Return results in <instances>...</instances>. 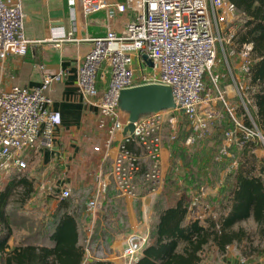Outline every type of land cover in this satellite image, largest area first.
I'll list each match as a JSON object with an SVG mask.
<instances>
[{
	"label": "built area",
	"instance_id": "2783aa9c",
	"mask_svg": "<svg viewBox=\"0 0 264 264\" xmlns=\"http://www.w3.org/2000/svg\"><path fill=\"white\" fill-rule=\"evenodd\" d=\"M71 15L78 8L84 14L103 9L116 11L131 9L133 18L116 31L107 29L102 36L86 40L91 48L78 68V88L87 105L99 112L97 126L108 135L109 146L121 134L127 116L117 108L118 92L142 84H164L172 88L175 109L149 114L134 122L133 132L122 134L109 170L95 176L96 190L85 202V213L93 220L100 209L102 195L109 189L130 198L136 197L139 181L151 189L160 186L163 173L161 150L167 125V112H180L188 117L191 134L188 144L204 137L212 123L228 122L213 161L230 160L226 173L238 166L232 148H243L246 142L256 141L264 156V134L255 125L246 96L249 69L252 63V43L238 44L235 40L238 11L229 0H66ZM73 20L75 19L72 16ZM67 40H76L69 33ZM85 39V38H83ZM31 42L24 33L21 0H0V64L8 55L23 56ZM224 45L227 47L224 48ZM221 52L228 76L239 97L238 108L221 90L219 84L227 73H212V67ZM232 58L238 59L237 68L245 78V86L238 85L233 74ZM150 62V64H149ZM208 74V77L207 76ZM63 72L44 74L41 85L25 88L13 85L0 91V170L24 169L21 155L39 148L51 149L54 133L60 124L59 113L51 108L52 100L45 90L60 81ZM208 83H207V80ZM245 117L250 124L245 122ZM174 120H176L174 118ZM168 139L176 136L174 124ZM134 143L135 149L128 145ZM236 157V158H235ZM53 193L47 184L40 185ZM55 192L58 200L69 198L68 188ZM203 192H201L202 194ZM195 198V197H194ZM193 198V200H194ZM196 198L188 206L195 209ZM148 242L147 234L129 233L125 238L122 257L130 264ZM106 245L92 249L85 246L87 258L106 260Z\"/></svg>",
	"mask_w": 264,
	"mask_h": 264
},
{
	"label": "crops",
	"instance_id": "0c3cea01",
	"mask_svg": "<svg viewBox=\"0 0 264 264\" xmlns=\"http://www.w3.org/2000/svg\"><path fill=\"white\" fill-rule=\"evenodd\" d=\"M21 5L24 33L31 42L23 56L8 55L0 64V91L7 90L13 85L35 88L41 85L44 74H56L62 71L64 75L61 80L53 82L45 90L46 95L52 100L51 108L59 113L61 121L55 129L54 144L51 149L39 148L35 151H26L20 156L26 164L24 169L13 168L6 173L0 170V173L8 175L7 184L13 178H24L28 182L24 201L17 202L18 199L15 197L17 201L13 202L16 206L15 211L17 210L15 214L25 219L20 237L15 238L13 235L10 217L8 227L0 224V264H3V252L13 246L52 245L55 222L59 221L58 218L65 211L75 217L78 242L83 248L89 246L95 249L103 243L106 245V260L111 264H127L126 259L122 257L125 238L129 233L144 235L148 234V231L151 237L157 222L153 205L161 186L151 189L149 184L139 181L136 197L130 198L117 194L109 184V189L102 195L95 220H91L86 215L85 204L81 205L78 198H67L66 203L62 204L54 193L59 191L61 186L70 187L72 192L90 188L94 193L96 174L99 172L105 174L117 154V146L123 133L121 131V134H117L107 146V132L97 126L98 110L87 105L79 91L78 68L92 45L86 38L102 36L109 28L117 32L122 30L133 18L134 12L131 9L116 11L115 8H107L84 14L77 8L71 15L66 0H21ZM69 33L76 38L75 41L66 39ZM221 66L223 72L227 71L224 58ZM234 74L243 91L245 86L242 83H245V78L238 79L236 73ZM248 83L249 77L247 85ZM232 85L233 80L230 77L222 82L229 101L232 104L234 101L233 105H238L239 97L236 96ZM249 101L248 107L255 111L251 99ZM168 134L164 130L161 150L163 176L169 167L168 145L164 146L166 141H170ZM128 147L135 149L134 143H130ZM232 150L234 151L235 148ZM254 153L257 158L263 155L260 147L255 148ZM229 163L228 159L219 162L220 165L222 164L219 171L222 175L218 181L219 185L232 184L230 174L236 169L226 173ZM41 184H47L50 187L49 191L52 189L53 193L48 192L46 188L41 190ZM23 189L24 187L18 186L16 192H21ZM226 196L229 197L228 190L224 192L222 199ZM116 210L117 214L119 211L121 214L113 219L110 214ZM1 246L4 248L3 252ZM140 254L141 251L137 257ZM91 259L93 258H87L85 254V262ZM132 263L133 261L130 264Z\"/></svg>",
	"mask_w": 264,
	"mask_h": 264
},
{
	"label": "trees",
	"instance_id": "16d2710c",
	"mask_svg": "<svg viewBox=\"0 0 264 264\" xmlns=\"http://www.w3.org/2000/svg\"><path fill=\"white\" fill-rule=\"evenodd\" d=\"M229 1L235 5L239 13L235 22L237 28L235 40L239 45L252 43V63L245 92L255 106V111L249 107L252 119L259 130H264V0ZM182 115L188 119L185 114ZM245 122L250 124L247 117ZM227 125V121L221 124L216 122L219 129L216 132L217 144L222 137V129ZM190 129L189 126L186 130L188 136L191 134ZM178 135L176 132L174 142L177 141ZM258 147L259 143L256 141L244 144L240 163L230 174L232 184L226 189L229 197L221 199L224 202L219 213H207L202 218L197 214L189 217L188 200L183 192L172 204L158 207L157 222L151 237L149 236L147 245L132 264H199L202 252L207 246L213 245L222 253L231 244L249 241L247 231L240 226L247 220H251L255 225L258 238H264V167L254 153ZM199 167L196 168L198 174L200 170L203 171L202 166ZM182 173V180L190 181V170ZM26 183L28 184L24 178H13L4 190H0L1 225L8 227L10 217L8 206L17 201L15 197L18 199L17 202L24 201L27 194ZM18 186L24 187L23 191L16 192ZM174 187L176 189L179 186ZM64 200H61L62 204L66 203V199ZM58 220L52 234L54 241L52 245L20 244L5 251L1 246L2 252L4 251L3 264H111L110 261L102 259L85 262V252L78 242L74 215L65 211Z\"/></svg>",
	"mask_w": 264,
	"mask_h": 264
},
{
	"label": "rangeland",
	"instance_id": "374dc122",
	"mask_svg": "<svg viewBox=\"0 0 264 264\" xmlns=\"http://www.w3.org/2000/svg\"><path fill=\"white\" fill-rule=\"evenodd\" d=\"M235 22H237V19L229 23L230 25H228V27H232L233 25L231 24H234ZM226 47L227 46L224 45V48ZM217 57L218 60L215 61L216 63L212 67L211 71L212 73L221 74L223 73V69L221 66L223 63V58L220 51ZM231 63L234 70L233 74L236 73L238 79H242L243 74L237 68L238 59L232 58ZM224 73H227L226 70H224ZM206 77L209 78L208 74ZM227 78H229L228 73ZM227 78L221 79L219 84V88L221 90H223L222 82H225ZM206 80L208 83L209 79ZM235 107L238 108V105L235 104ZM164 116L168 120L165 133H169V131L171 130L169 125L174 124L177 135H179L176 142H174V140H171L166 141V144H164V146L168 145L167 149L169 152V167L167 168V171L163 176L160 190L156 196V199L154 200V215H157L158 207L173 203L178 195L182 192L183 194H185L186 199L188 200V206L191 205V202L195 201V198L197 200L195 205L196 207L193 212L189 213V217H194L197 214L199 218H202L203 216H206L207 213H219V210L222 206L221 204H223L224 202L221 201V199L224 195V192H226L227 185L225 183L223 185H219L220 183L218 181L222 178V175H220L219 172L222 164L220 165L219 162L213 161V156L216 153V148L218 146L216 142V136L218 133L216 132H218L219 129H217L216 123H209L205 137H200V139H198L195 143L188 144L186 142L187 138L189 137L186 131L187 128H189V122H187L188 119L186 117H183V115L178 111L167 112ZM174 118L176 120H174ZM261 132L264 134V130H261ZM184 133L186 136H184ZM183 136L185 138H183ZM241 150L242 148H235V150L233 151L235 155L238 154V156L236 155L238 165L241 160ZM185 153L193 154L185 155ZM259 159L264 167V156L260 155ZM199 166H202L203 171L200 170L198 174L196 168H200ZM185 170H190V181L182 180V172ZM8 179V175L0 173V190H4L5 186L7 185ZM174 185H177L179 187L175 189ZM67 188L70 192L69 198H78V201L83 206L92 193V190L90 188H82L78 191L75 190L73 192L70 187ZM201 192L203 193L201 194ZM15 207V204H12V206H8V211L9 213L13 211L10 213L11 230L15 238H19L24 228L23 225L25 223V219H22V217L15 214L17 211H15ZM21 209L23 210V206L21 207ZM22 210H20V212H22ZM119 214H121L120 211ZM119 214H117L116 210L110 215L113 219H116ZM97 216L98 215H94L93 220H95ZM240 226H242V228L247 231L249 241L245 240L241 244H231L226 248L225 252L222 253L218 252L216 247L213 245L207 246L202 252L201 262L199 264H264V238H258V235L255 232V225L251 220L242 222ZM101 232H103V230ZM149 235L150 234L148 231V238ZM35 242L36 241H33V243Z\"/></svg>",
	"mask_w": 264,
	"mask_h": 264
},
{
	"label": "water",
	"instance_id": "95a60500",
	"mask_svg": "<svg viewBox=\"0 0 264 264\" xmlns=\"http://www.w3.org/2000/svg\"><path fill=\"white\" fill-rule=\"evenodd\" d=\"M117 108L127 116L122 133L131 134L137 119L164 110L175 109L176 105L171 86L151 83L119 90ZM179 110L184 114V109Z\"/></svg>",
	"mask_w": 264,
	"mask_h": 264
}]
</instances>
